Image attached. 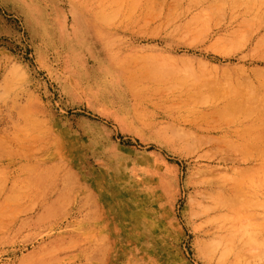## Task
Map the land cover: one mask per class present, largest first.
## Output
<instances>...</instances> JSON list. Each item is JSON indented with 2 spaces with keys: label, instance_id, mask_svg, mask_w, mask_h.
Segmentation results:
<instances>
[{
  "label": "rangeland",
  "instance_id": "374dc122",
  "mask_svg": "<svg viewBox=\"0 0 264 264\" xmlns=\"http://www.w3.org/2000/svg\"><path fill=\"white\" fill-rule=\"evenodd\" d=\"M0 264H264V0H0Z\"/></svg>",
  "mask_w": 264,
  "mask_h": 264
},
{
  "label": "bare ground",
  "instance_id": "6f19581e",
  "mask_svg": "<svg viewBox=\"0 0 264 264\" xmlns=\"http://www.w3.org/2000/svg\"><path fill=\"white\" fill-rule=\"evenodd\" d=\"M17 2V1H16ZM27 11V10H26ZM27 15V14H26ZM29 15V14H28ZM31 17V16H30ZM30 17H28V20H31V18ZM27 20V19H26ZM27 22V21H26ZM31 22H32V20H31ZM28 24V23H27ZM36 25V24H35ZM31 26V25H30ZM33 28H35V27H33Z\"/></svg>",
  "mask_w": 264,
  "mask_h": 264
}]
</instances>
